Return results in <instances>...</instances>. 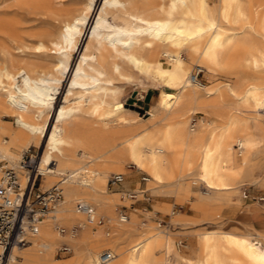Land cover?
<instances>
[{"label":"bare ground","instance_id":"6f19581e","mask_svg":"<svg viewBox=\"0 0 264 264\" xmlns=\"http://www.w3.org/2000/svg\"><path fill=\"white\" fill-rule=\"evenodd\" d=\"M94 2L78 11L55 0H0V174L16 169L23 190V154L36 147L44 187L62 188L55 211L27 243L12 245L7 264H264V230L214 228L182 239L153 222L157 205L144 215L116 212L148 190L191 201L192 214L160 207L181 225L252 206L242 188L264 177V0H104L71 92L56 107ZM23 11L47 18L38 27ZM117 12L129 25L111 22ZM197 67L208 84L194 80ZM135 72L168 87L152 111L158 127L129 128L124 104L110 100L109 89L119 94ZM127 167L150 175L145 188L130 191ZM115 171L125 179L109 192ZM199 183L207 190L195 191ZM78 201L104 223L78 211ZM64 246L73 255L58 259ZM106 250L115 257L102 262Z\"/></svg>","mask_w":264,"mask_h":264},{"label":"rangeland","instance_id":"374dc122","mask_svg":"<svg viewBox=\"0 0 264 264\" xmlns=\"http://www.w3.org/2000/svg\"><path fill=\"white\" fill-rule=\"evenodd\" d=\"M90 0H55V6L58 8H64L67 10H78L81 11L86 8L87 3ZM97 1V2H96ZM97 3V4H96ZM104 0H95L93 4V8L90 14V24L88 26V29L83 38L82 41V47L79 49L78 52L75 53L72 63H71V73L69 74L67 80H65L61 85L60 88L57 91V98L55 99V106L60 107L62 104L66 103V96L70 94L69 87L71 86V81L74 75V72L76 70V67L82 58V52L85 50V46L89 40V37L91 35V31L93 30L96 20L98 18V15L101 11V8L103 6ZM118 14L117 16H115ZM116 14L110 15V20L113 24L119 25V26H126L129 25V21L122 15V13L117 12ZM22 17H24L26 20H29L32 18L35 19L37 17L38 22H32L34 24H38V27H40L47 16L46 15H39L35 13H30L28 11H23L21 13ZM252 38L246 37V40H251ZM82 50V51H81ZM202 80L204 83L208 84L209 78L207 77L206 73L203 72L202 74ZM222 80H224L222 77L217 78L214 83H219ZM116 89L120 90L119 94H116L113 92L112 88L109 89L110 94V100L112 103L116 102H122L126 108V111L128 115L131 117V120L129 121V128L132 129H151L154 127H158L160 125V120L158 118H154L152 115V111L155 108V104L157 102L158 94L160 90L162 89H168V87L163 86L159 83H155L151 78L138 74L135 72L134 78L131 82H123L121 85H117ZM143 90H146V92H142ZM145 94V97H141V94ZM250 111H254L253 109H250ZM199 115H196L198 117ZM6 121H10V118H5ZM261 119L264 121V114L262 115ZM134 126V127H133ZM148 126V127H147ZM234 150L235 153L238 154L241 151L238 149V143H234ZM237 144V145H236ZM263 148H264V141H263ZM237 150V151H236ZM33 151L37 154V152H42L41 150L37 149L36 147H33ZM4 163L0 162V166H3ZM127 169L131 172H134L135 176L134 179L141 182L140 188H145L149 180H142V177L145 176L149 179V174L146 171L137 170L134 167H127ZM16 170V169H15ZM17 171V170H16ZM120 171H115L111 173L108 177L110 178L111 175L114 173H117ZM18 173V172H17ZM258 178L260 179L257 184H252L251 182H247L246 186L242 188V193L244 194V189H247L249 197L247 198L249 201L252 202V208L243 207L240 210H237V212L232 216V218H228V216L223 215L222 218H214L211 220H201L197 221L188 225H181L176 223L173 220V214H171V211H164L162 210L163 206H169L170 209L178 210L181 209L183 212L186 213H194L193 210L190 209V203L191 201H187L184 198H178L176 195L171 193H153L152 191L148 190L143 195H139L138 197L130 198L132 201L131 205H126L125 203H120L117 205V216L119 215H130V213L134 209H138L137 213L140 215H144L145 208L152 209L154 205H157V212L152 216V220L155 224H160L161 228L168 229V231H174L182 233L183 235H178L177 238L182 239H190L192 236L198 232H202L205 230H211L214 228H224L231 231H238L241 233L247 232L246 230H242L236 227V224L231 223V220H242L240 217H246L244 219L245 227L248 229H258V230H264V222L261 223H253V219H256L260 217V220H264V200H261V198L264 197V177L262 173H258ZM105 184L107 185V190L109 192L122 189V187L119 185L111 186L108 184V181ZM200 184V183H199ZM196 184L194 186V190L197 192H202L207 190L206 187L203 184ZM38 186H41V189H47L44 187V180L43 176H38ZM200 187V188H199ZM130 191H134V185L130 187ZM135 196V195H134ZM150 196V200H147L145 197ZM245 211V212H243ZM125 213V214H124ZM118 216V217H119ZM226 217V218H225ZM236 217V218H235ZM229 222V223H228ZM106 224V223H105ZM63 225V224H61ZM222 225V226H221ZM63 227H66L69 229L66 225ZM208 228V229H207ZM105 229H109L107 226ZM104 229V230H105ZM155 230H158L156 227ZM9 246V249L6 253V256L2 260V264H7L8 257L10 255V252L12 251V247ZM61 248V249H60ZM73 255V252L71 251H65L62 249V247H59L56 251V257L58 259H67Z\"/></svg>","mask_w":264,"mask_h":264},{"label":"built area","instance_id":"2783aa9c","mask_svg":"<svg viewBox=\"0 0 264 264\" xmlns=\"http://www.w3.org/2000/svg\"><path fill=\"white\" fill-rule=\"evenodd\" d=\"M203 69L197 67L194 80L202 82ZM22 163L29 170L28 182L22 190L17 171L12 167H5L0 174V264L5 257L6 250L11 244H24L28 241V234H37L40 231V221L53 213L62 198V188L53 185L47 189H41L37 185L39 174L36 167V153L33 148L26 150L23 154ZM125 179L123 173H115L110 177L109 184L115 186L121 184ZM142 180H146L143 176ZM245 196H248L247 189ZM150 200V196L145 197ZM77 210L83 212L99 224L104 223L103 218L97 219L94 207L84 201L77 202ZM61 232L65 227L59 225ZM69 251L67 246L62 248ZM115 255L111 251H103L100 260L106 262Z\"/></svg>","mask_w":264,"mask_h":264},{"label":"crops","instance_id":"0c3cea01","mask_svg":"<svg viewBox=\"0 0 264 264\" xmlns=\"http://www.w3.org/2000/svg\"><path fill=\"white\" fill-rule=\"evenodd\" d=\"M127 172H128V174H129V181H130V187L132 186V185H134V189H136V188H138V186H140V184H141V182H139V181H137V180H135L134 179V176H135V174H134V172H131V171H129L128 169H127ZM248 208H252V206H249ZM242 220H234L232 223L233 224H236V227L237 228H239V229H244V230H246V231H249L250 229H248V228H246L245 227V224H243L244 223V219L246 218V217H240ZM246 220V219H245ZM261 222H264V220H260V217H258V218H256V219H253V223L254 224H256V223H261ZM231 224V223H230ZM256 230H258V229H256Z\"/></svg>","mask_w":264,"mask_h":264}]
</instances>
